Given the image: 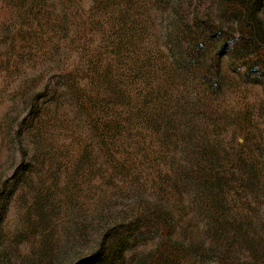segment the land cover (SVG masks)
Here are the masks:
<instances>
[{"label": "rangeland", "instance_id": "374dc122", "mask_svg": "<svg viewBox=\"0 0 264 264\" xmlns=\"http://www.w3.org/2000/svg\"><path fill=\"white\" fill-rule=\"evenodd\" d=\"M240 13L0 0V264H264V93L217 45Z\"/></svg>", "mask_w": 264, "mask_h": 264}, {"label": "trees", "instance_id": "16d2710c", "mask_svg": "<svg viewBox=\"0 0 264 264\" xmlns=\"http://www.w3.org/2000/svg\"><path fill=\"white\" fill-rule=\"evenodd\" d=\"M232 1L240 7L241 16L227 23L233 38L226 42L218 37V48L234 71L236 63L242 61L246 80L258 84L264 93V0ZM210 65L215 67L216 60Z\"/></svg>", "mask_w": 264, "mask_h": 264}]
</instances>
